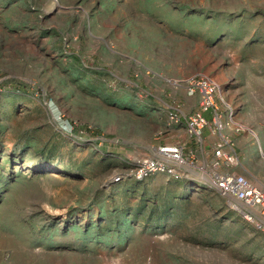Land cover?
Instances as JSON below:
<instances>
[{
	"label": "rangeland",
	"instance_id": "obj_1",
	"mask_svg": "<svg viewBox=\"0 0 264 264\" xmlns=\"http://www.w3.org/2000/svg\"><path fill=\"white\" fill-rule=\"evenodd\" d=\"M193 78L254 132L234 170L264 192V0H0V264H264L210 166L134 177Z\"/></svg>",
	"mask_w": 264,
	"mask_h": 264
},
{
	"label": "built area",
	"instance_id": "obj_2",
	"mask_svg": "<svg viewBox=\"0 0 264 264\" xmlns=\"http://www.w3.org/2000/svg\"><path fill=\"white\" fill-rule=\"evenodd\" d=\"M172 83L181 86L176 80ZM184 87L187 95L200 97L197 110L193 114L183 115L179 106H171L168 109L167 127L184 121L186 132L198 146L204 144L203 133L208 128L210 134L218 138L213 144V160L209 164L199 165L197 153L187 151L183 144L161 145L156 148L153 157L137 162L135 179L144 180L162 174L181 181L196 172L206 173V167L210 166L212 174L203 182L222 196L239 202L243 208L242 216L264 233V192L245 175L234 170L240 165L233 150L234 135L245 132L255 135L254 132L238 120L235 109L225 100L220 86L215 82L208 78H193ZM208 113L211 116L209 120L206 118ZM121 180L120 176L114 179L116 183Z\"/></svg>",
	"mask_w": 264,
	"mask_h": 264
},
{
	"label": "crops",
	"instance_id": "obj_3",
	"mask_svg": "<svg viewBox=\"0 0 264 264\" xmlns=\"http://www.w3.org/2000/svg\"><path fill=\"white\" fill-rule=\"evenodd\" d=\"M200 97L197 95L186 96L180 101L179 108L183 115L193 114L198 107ZM206 116L211 117L210 113L206 114ZM172 132L174 133L172 141L173 145L175 144H183L187 151H195L199 159L202 162H210L213 160V144L217 141V136L210 134V131L207 129V137L205 138V142L202 146L196 145L190 135L186 132V126L184 121L180 124L173 126ZM249 137L244 133L235 134L234 135V147L233 150L236 153L237 157L241 161L248 155L249 153ZM211 156V158H210ZM206 162V163H207Z\"/></svg>",
	"mask_w": 264,
	"mask_h": 264
},
{
	"label": "trees",
	"instance_id": "obj_4",
	"mask_svg": "<svg viewBox=\"0 0 264 264\" xmlns=\"http://www.w3.org/2000/svg\"><path fill=\"white\" fill-rule=\"evenodd\" d=\"M182 181V180H181Z\"/></svg>",
	"mask_w": 264,
	"mask_h": 264
}]
</instances>
